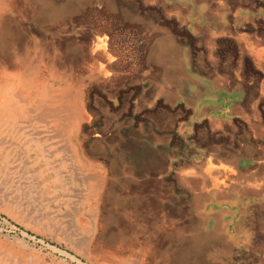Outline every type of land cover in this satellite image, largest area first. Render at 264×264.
Here are the masks:
<instances>
[{"label":"rangeland","instance_id":"obj_1","mask_svg":"<svg viewBox=\"0 0 264 264\" xmlns=\"http://www.w3.org/2000/svg\"><path fill=\"white\" fill-rule=\"evenodd\" d=\"M124 1L0 0V69L43 59L49 34L64 32L63 63L75 68L85 58L103 68L94 57L110 60L107 35L94 36V28L110 27L123 11L114 2ZM148 45L155 60L174 52L168 41ZM0 75V264H243L252 238L242 243L228 234L236 217L226 220L209 198L234 169L194 151L192 123L174 120L172 107L134 104L125 114L124 106L97 99L88 108L97 113L92 130L106 136L97 147L105 163L61 169L49 154L21 153L19 138L4 136L2 125L27 113L19 82L41 115L61 107L60 97L72 126V109L83 112L77 91L37 81L25 68ZM209 182L214 191L205 195Z\"/></svg>","mask_w":264,"mask_h":264},{"label":"crops","instance_id":"obj_2","mask_svg":"<svg viewBox=\"0 0 264 264\" xmlns=\"http://www.w3.org/2000/svg\"><path fill=\"white\" fill-rule=\"evenodd\" d=\"M113 5L123 9L122 16L93 32L107 35L110 60L103 52V58L94 57L103 68L85 58L75 68L63 63L64 32L49 34L43 59L37 54L30 65L0 69L1 74L25 68L35 72L37 81L76 90L83 112L72 109L75 125L61 114L67 105L60 97L55 96L61 107L41 115L37 98L21 101L20 95L27 113L18 112L13 127L2 125L4 136H17L21 153L49 154L52 167H101L106 157L97 147L106 136L92 130L97 113L89 104L103 99L108 106H124L125 114L134 104L149 111L170 106L174 120L192 123L194 151L234 169L216 188L219 196L209 198L220 202L226 220L236 217L228 234L242 243L252 238L243 264H264V0H125ZM133 9L141 16L134 17ZM149 40L171 42L170 59H152ZM206 185L205 195L212 194L211 182Z\"/></svg>","mask_w":264,"mask_h":264},{"label":"bare ground","instance_id":"obj_3","mask_svg":"<svg viewBox=\"0 0 264 264\" xmlns=\"http://www.w3.org/2000/svg\"><path fill=\"white\" fill-rule=\"evenodd\" d=\"M19 84L23 87V91H22V94L21 95V98L23 101L25 100H28L30 97H29V93H28V86L26 84H21V82H19Z\"/></svg>","mask_w":264,"mask_h":264}]
</instances>
